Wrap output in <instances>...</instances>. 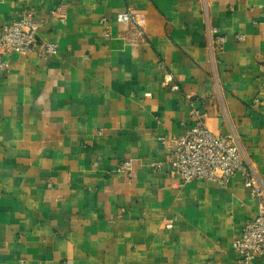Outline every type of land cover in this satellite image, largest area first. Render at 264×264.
<instances>
[{"label":"crops","instance_id":"1","mask_svg":"<svg viewBox=\"0 0 264 264\" xmlns=\"http://www.w3.org/2000/svg\"><path fill=\"white\" fill-rule=\"evenodd\" d=\"M26 9L37 48L0 75V264H235L259 201L241 175L183 184L160 138L194 108L264 181V0H0V34Z\"/></svg>","mask_w":264,"mask_h":264},{"label":"built area","instance_id":"2","mask_svg":"<svg viewBox=\"0 0 264 264\" xmlns=\"http://www.w3.org/2000/svg\"><path fill=\"white\" fill-rule=\"evenodd\" d=\"M54 15L64 16L57 12ZM118 22L141 26L140 19L130 12L121 13ZM40 25L34 9H26L22 16L10 25L4 26L0 34V75L11 72V65L6 60L10 54L26 55L37 48ZM212 57L224 50L227 39L216 28L207 27ZM240 39L243 37H239ZM43 47V46H42ZM44 55L54 56L57 45L48 43L43 47ZM166 83L172 90L178 91L171 75L166 76ZM151 97V94H146ZM259 99L255 105H260ZM196 121L182 135L164 138L160 141L167 144L170 150V161L183 184L196 180H206L227 186L236 175H241L244 185L252 197L259 201L256 217L249 222L241 236L233 242L237 254L235 264H252L257 257H264V181L245 157L238 138L235 135L222 136L212 132L205 123V115L192 109ZM118 171L128 176L132 173V161L120 164ZM172 227L171 225L168 228ZM23 262V261H22ZM207 264H218L210 261Z\"/></svg>","mask_w":264,"mask_h":264}]
</instances>
